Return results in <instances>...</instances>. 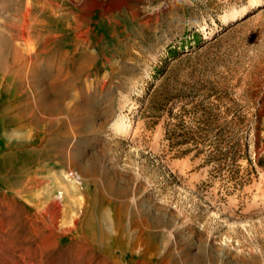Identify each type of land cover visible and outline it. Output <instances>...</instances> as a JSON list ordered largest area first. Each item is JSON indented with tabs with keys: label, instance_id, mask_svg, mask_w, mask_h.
<instances>
[{
	"label": "rangeland",
	"instance_id": "374dc122",
	"mask_svg": "<svg viewBox=\"0 0 264 264\" xmlns=\"http://www.w3.org/2000/svg\"><path fill=\"white\" fill-rule=\"evenodd\" d=\"M22 20L0 264H264V0H0Z\"/></svg>",
	"mask_w": 264,
	"mask_h": 264
},
{
	"label": "bare ground",
	"instance_id": "6f19581e",
	"mask_svg": "<svg viewBox=\"0 0 264 264\" xmlns=\"http://www.w3.org/2000/svg\"><path fill=\"white\" fill-rule=\"evenodd\" d=\"M41 1V0H39ZM30 2V1H29ZM43 2V1H42ZM40 3V2H39ZM44 3V2H43ZM50 3V2H49ZM42 4V3H41ZM45 4H47L45 2ZM48 5V4H47ZM54 5V4H52ZM57 6V5H56ZM44 7V6H43ZM46 7V6H45ZM58 7V6H57ZM60 7V6H59ZM48 8V7H47ZM27 9V8H26ZM51 9V8H50ZM4 14V13H3ZM25 17V15H24ZM37 18V16H35ZM28 18V17H27ZM26 19V17L24 18ZM23 19V20H24ZM33 19V18H31ZM2 21L1 25H0V47L3 48V50L5 49L6 51H8V55L6 57V59H2L0 57V60L4 63L7 64V67L9 68V66L13 63L12 60H14L17 65H19V73H18V79L20 78L21 79V76H25L27 75V70H28V67L29 65L31 64L30 60H31V55L33 54L34 52V38L35 37V33L33 32V21ZM60 37V36H59ZM37 38V37H36ZM41 38V37H40ZM50 38V37H49ZM54 38V37H53ZM36 40V39H35ZM42 40V39H41ZM39 41V40H38ZM36 41V42H38ZM46 41V40H45ZM56 41V40H55ZM35 42V43H36ZM62 42V41H61ZM41 43V42H40ZM43 44V43H42ZM41 44V45H42ZM45 45V44H44ZM36 46V45H35ZM39 46V45H38ZM36 46V47H38ZM47 46V45H46ZM43 48V47H42ZM1 50V53H6L5 51L3 52V50L0 48ZM38 50V49H37ZM44 51V50H43ZM46 51V50H45ZM49 51V49H48ZM34 55V54H33ZM41 55V54H40ZM2 56V54H1ZM14 58L11 60V58ZM46 57V56H45ZM33 58V57H32ZM35 62V61H34ZM3 63V64H4ZM84 66V65H83ZM87 66V65H86ZM12 67V66H11ZM38 67V66H37ZM40 67H41V64H40ZM30 68V67H29ZM33 69V68H31ZM81 69V68H79ZM29 71V70H28ZM37 71V70H35ZM80 72V71H79ZM86 72V71H85ZM5 73V66L2 65V63H0V74H3ZM34 73V72H33ZM32 73V74H33ZM82 73V72H81ZM15 74V73H14ZM13 74V75H14ZM31 75V73H29ZM35 74V73H34ZM38 74V73H37ZM10 76V75H9ZM34 76V75H33ZM4 77V76H3ZM16 77V76H14ZM35 77V76H34ZM23 78V77H22ZM72 78V76L70 77ZM74 78H78L77 76L74 77ZM17 79V80H18ZM56 79V78H55ZM54 79V80H55ZM14 80V79H13ZM16 80V79H15ZM25 80V79H24ZM42 80V79H41ZM73 80V79H72ZM30 81V80H29ZM33 81V80H32ZM42 81H45V80H42ZM34 82V81H33ZM71 82V81H70ZM76 82V81H75ZM14 82H12L13 84ZM25 83V82H24ZM36 83V81H35ZM42 83V82H40ZM39 83V84H40ZM65 83V82H64ZM68 84V83H66ZM42 85V84H41ZM44 85V84H43ZM74 85V84H73ZM8 86V85H7ZM10 86V85H9ZM8 86V87H9ZM29 86V85H28ZM71 86V84H70ZM12 87V86H11ZM22 89H23V86H21ZM10 88V87H9ZM26 88V87H25ZM27 89V88H26ZM64 89V88H63ZM11 90V89H10ZM14 90V89H13ZM16 90V89H15ZM31 90V89H30ZM61 90V89H60ZM22 91V90H21ZM26 91V90H25ZM38 91V90H37ZM40 91V90H39ZM62 91V90H61ZM23 93V92H22ZM20 94V93H19ZM61 94V93H59ZM47 104H50V103H47ZM36 107V106H35ZM50 108V107H49ZM38 109V108H37ZM40 110V109H39ZM35 111V110H34ZM61 111V110H60ZM27 112V111H26ZM55 112V111H54ZM29 113V112H28ZM33 113V111L31 112ZM59 113V112H58ZM24 114V112H23ZM40 114V113H39ZM57 114V113H56ZM61 114V113H60ZM34 115V114H33ZM59 115V114H58ZM71 115V114H70ZM25 116V115H23ZM22 116V117H23ZM26 117V116H25ZM61 117H65V116H61ZM24 118V117H23ZM54 118V117H53ZM57 118V117H56ZM79 118V117H78ZM31 119V118H29ZM78 122H80L78 120ZM72 123V122H71ZM75 125V124H74ZM77 127V126H76ZM23 145V144H22ZM29 145V144H28ZM63 145V144H62ZM62 156V155H61ZM59 158V157H58ZM63 156L61 157V160H62ZM59 160V159H58ZM60 161V160H59ZM65 161V160H63ZM10 164V163H9ZM69 177V176H68ZM78 178V177H77ZM54 182H59L60 181V178L58 177H55L54 178ZM78 182V181H77ZM72 184V182H71ZM73 186V185H72ZM71 186V187H72ZM101 186V185H100ZM74 188V187H73ZM64 190V189H63ZM68 192V195L72 198L76 197L77 194H78V191L76 189H70V190H67ZM61 196H63V193H61ZM62 199V197H61ZM89 232V231H88ZM109 232V231H108ZM113 234V233H112ZM94 249V248H93ZM130 250H132L130 248ZM124 251V250H123ZM128 251V250H127ZM129 252V251H128ZM111 254V253H110ZM114 254V253H113ZM157 256V255H156ZM175 258V257H174ZM37 259V258H36ZM85 259V258H84ZM116 259V258H115ZM200 260V259H199ZM9 261V260H8ZM17 261V260H16ZM76 261V259H75ZM80 261V258L79 260ZM10 262V261H9ZM112 262V261H111ZM119 262V261H118ZM22 263V262H21ZM79 263V262H78ZM4 264V263H2ZM6 264V263H5ZM23 264V263H22ZM77 264V262H76ZM131 264V263H130ZM134 264V263H133ZM167 264V263H165ZM171 264V262H170Z\"/></svg>",
	"mask_w": 264,
	"mask_h": 264
},
{
	"label": "trees",
	"instance_id": "16d2710c",
	"mask_svg": "<svg viewBox=\"0 0 264 264\" xmlns=\"http://www.w3.org/2000/svg\"><path fill=\"white\" fill-rule=\"evenodd\" d=\"M258 166L264 170V158L259 160Z\"/></svg>",
	"mask_w": 264,
	"mask_h": 264
},
{
	"label": "built area",
	"instance_id": "2783aa9c",
	"mask_svg": "<svg viewBox=\"0 0 264 264\" xmlns=\"http://www.w3.org/2000/svg\"><path fill=\"white\" fill-rule=\"evenodd\" d=\"M71 177H73V178H75V179H76V175H74V174H71Z\"/></svg>",
	"mask_w": 264,
	"mask_h": 264
}]
</instances>
